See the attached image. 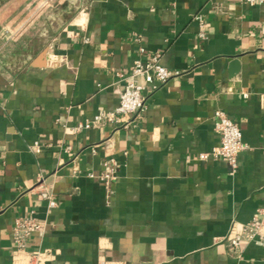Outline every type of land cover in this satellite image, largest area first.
Masks as SVG:
<instances>
[{
	"label": "crops",
	"instance_id": "0c3cea01",
	"mask_svg": "<svg viewBox=\"0 0 264 264\" xmlns=\"http://www.w3.org/2000/svg\"><path fill=\"white\" fill-rule=\"evenodd\" d=\"M140 48L180 74L145 92L129 128L74 133L118 105ZM217 110L248 145L235 171L212 154ZM262 207L264 4L0 0V264H26L19 216L47 223L27 249L49 251L48 264H264V243L224 240Z\"/></svg>",
	"mask_w": 264,
	"mask_h": 264
},
{
	"label": "built area",
	"instance_id": "2783aa9c",
	"mask_svg": "<svg viewBox=\"0 0 264 264\" xmlns=\"http://www.w3.org/2000/svg\"><path fill=\"white\" fill-rule=\"evenodd\" d=\"M250 5L264 4V0H237ZM196 19L200 25L199 36L205 37L206 30L202 14H198ZM85 43L89 42L86 38ZM141 55L135 59L129 75L125 79V86L120 95L118 105L107 112L96 114L91 120L80 123L72 128L74 133L80 132L84 128L96 127L101 124L111 123L118 128H129L133 125L134 119L147 109V90H157L166 84L170 79L180 73L166 68L161 64L160 54L153 53L143 58L144 49L140 48ZM214 130L219 137L220 144L212 150L215 157L225 160L232 171L239 165V155L248 148L243 139L240 125L230 119L222 110L215 112ZM33 151L39 152L41 147L35 144ZM67 150L71 147L67 146ZM95 152V149H92ZM107 169L100 176L106 186L117 178L116 170L118 162L115 158H110L106 162ZM92 177L94 174H90ZM42 198L48 206H56V200L49 190H42ZM47 223L36 216H19L15 219L13 226V240L16 246V253L26 261V264H48L54 257L47 250H28V239L34 234H44ZM224 240L232 250H240L242 246L250 242L264 243V207L259 208L252 219L247 223L232 221ZM101 264H106L103 262Z\"/></svg>",
	"mask_w": 264,
	"mask_h": 264
},
{
	"label": "water",
	"instance_id": "95a60500",
	"mask_svg": "<svg viewBox=\"0 0 264 264\" xmlns=\"http://www.w3.org/2000/svg\"><path fill=\"white\" fill-rule=\"evenodd\" d=\"M236 63H237V61H236V60H233V61H232V64H236Z\"/></svg>",
	"mask_w": 264,
	"mask_h": 264
}]
</instances>
